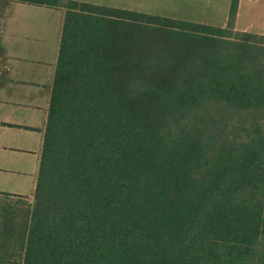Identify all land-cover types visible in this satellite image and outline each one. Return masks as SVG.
<instances>
[{
  "label": "trees",
  "instance_id": "16d2710c",
  "mask_svg": "<svg viewBox=\"0 0 264 264\" xmlns=\"http://www.w3.org/2000/svg\"><path fill=\"white\" fill-rule=\"evenodd\" d=\"M13 1L65 10L19 264H264V36L237 0L225 27Z\"/></svg>",
  "mask_w": 264,
  "mask_h": 264
},
{
  "label": "crops",
  "instance_id": "0c3cea01",
  "mask_svg": "<svg viewBox=\"0 0 264 264\" xmlns=\"http://www.w3.org/2000/svg\"><path fill=\"white\" fill-rule=\"evenodd\" d=\"M0 193L32 197L65 10L3 0ZM225 27L231 0H63ZM233 29L264 36V0H237Z\"/></svg>",
  "mask_w": 264,
  "mask_h": 264
},
{
  "label": "rangeland",
  "instance_id": "374dc122",
  "mask_svg": "<svg viewBox=\"0 0 264 264\" xmlns=\"http://www.w3.org/2000/svg\"><path fill=\"white\" fill-rule=\"evenodd\" d=\"M5 7V1L0 0L1 16ZM249 192L250 190L247 193ZM32 201V197L0 193V237H5L4 245L9 243L7 250H0V254L4 257L2 264H19L22 255V240H24Z\"/></svg>",
  "mask_w": 264,
  "mask_h": 264
}]
</instances>
